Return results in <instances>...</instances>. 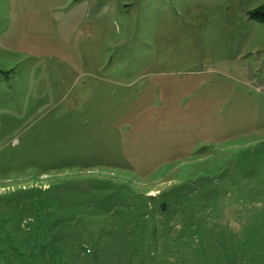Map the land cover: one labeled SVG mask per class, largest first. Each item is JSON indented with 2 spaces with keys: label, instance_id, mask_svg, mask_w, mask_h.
Returning <instances> with one entry per match:
<instances>
[{
  "label": "rangeland",
  "instance_id": "1",
  "mask_svg": "<svg viewBox=\"0 0 264 264\" xmlns=\"http://www.w3.org/2000/svg\"><path fill=\"white\" fill-rule=\"evenodd\" d=\"M264 0H0V264H264Z\"/></svg>",
  "mask_w": 264,
  "mask_h": 264
},
{
  "label": "trees",
  "instance_id": "2",
  "mask_svg": "<svg viewBox=\"0 0 264 264\" xmlns=\"http://www.w3.org/2000/svg\"><path fill=\"white\" fill-rule=\"evenodd\" d=\"M264 14V11L263 10H257L255 12L252 13L253 17H256V18H261L263 19L261 16Z\"/></svg>",
  "mask_w": 264,
  "mask_h": 264
}]
</instances>
